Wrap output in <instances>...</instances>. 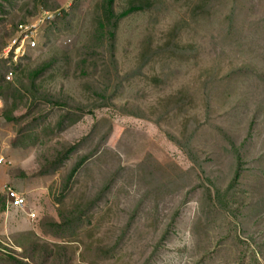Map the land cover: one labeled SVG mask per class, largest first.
I'll use <instances>...</instances> for the list:
<instances>
[{"label":"rangeland","instance_id":"1","mask_svg":"<svg viewBox=\"0 0 264 264\" xmlns=\"http://www.w3.org/2000/svg\"><path fill=\"white\" fill-rule=\"evenodd\" d=\"M0 71V264H264V0H0Z\"/></svg>","mask_w":264,"mask_h":264},{"label":"built area","instance_id":"2","mask_svg":"<svg viewBox=\"0 0 264 264\" xmlns=\"http://www.w3.org/2000/svg\"><path fill=\"white\" fill-rule=\"evenodd\" d=\"M52 16L48 12L41 13L39 16L34 18V20L23 23L18 26L16 31L17 35L12 39L9 44V48L5 55L6 58H9L12 55V59L16 61L18 57H22L29 50H33L38 47V40L40 37L39 30L50 21ZM15 33V34H16ZM5 79L10 81L12 79V71H9L5 75ZM3 107V101L0 98V110ZM7 200L12 208L22 209L26 205V200L22 196H19L17 191L13 189H8L6 192ZM32 218H35V215H32Z\"/></svg>","mask_w":264,"mask_h":264},{"label":"trees","instance_id":"3","mask_svg":"<svg viewBox=\"0 0 264 264\" xmlns=\"http://www.w3.org/2000/svg\"><path fill=\"white\" fill-rule=\"evenodd\" d=\"M36 18V17H35ZM18 29V28H17ZM17 31V30H16ZM15 31V32H16ZM11 64H13V62L11 60H8ZM8 61H5L8 63ZM41 69H36L33 71V77L31 78L32 80L29 82L30 83V87L31 90H29V93H31L32 95H34L35 97L37 96V90H36V86H35V82L33 81L35 78L38 77V75L41 73ZM1 74V71H0ZM4 74L2 73V75H0L1 77V81H3L2 84H0V95L4 92H7V94L9 95L7 97V100H11V104H9V106L11 108H9V111H15L17 110L19 107H25V105H22L24 103L25 100H27V96L25 95L27 89H23L22 86L20 85H24V80L20 79V77L16 78V84L15 86L11 85L10 83L6 84L5 79H4ZM36 99V98H35ZM34 102V100H33ZM39 103V102H38Z\"/></svg>","mask_w":264,"mask_h":264}]
</instances>
